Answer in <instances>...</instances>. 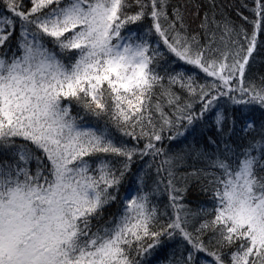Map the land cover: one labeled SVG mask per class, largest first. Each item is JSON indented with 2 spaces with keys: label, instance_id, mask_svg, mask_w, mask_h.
I'll list each match as a JSON object with an SVG mask.
<instances>
[{
  "label": "snow or ice",
  "instance_id": "1",
  "mask_svg": "<svg viewBox=\"0 0 264 264\" xmlns=\"http://www.w3.org/2000/svg\"><path fill=\"white\" fill-rule=\"evenodd\" d=\"M161 252L264 264V0H0V264Z\"/></svg>",
  "mask_w": 264,
  "mask_h": 264
},
{
  "label": "trees",
  "instance_id": "2",
  "mask_svg": "<svg viewBox=\"0 0 264 264\" xmlns=\"http://www.w3.org/2000/svg\"><path fill=\"white\" fill-rule=\"evenodd\" d=\"M173 3H176L177 0H172ZM221 3L227 4V5H238L240 3V0H220ZM249 3H251V0H248ZM247 11H245V15H247ZM261 57L257 56V67L259 66V61H260ZM128 182L126 181L125 184H127ZM124 188L121 189V192L123 193ZM192 199L194 200L195 197L193 196ZM116 211V206L113 205L112 207L108 208L105 210V216L109 215L110 213H114ZM165 257V253L161 252L160 256L157 260V264H161V262L164 260Z\"/></svg>",
  "mask_w": 264,
  "mask_h": 264
}]
</instances>
